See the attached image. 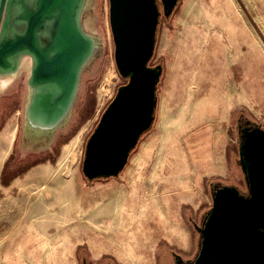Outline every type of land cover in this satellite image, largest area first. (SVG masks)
I'll use <instances>...</instances> for the list:
<instances>
[{
    "label": "rangeland",
    "instance_id": "1",
    "mask_svg": "<svg viewBox=\"0 0 264 264\" xmlns=\"http://www.w3.org/2000/svg\"><path fill=\"white\" fill-rule=\"evenodd\" d=\"M108 15V0H92L84 13V27L99 36L103 45L83 70L71 116L66 125L56 130L49 148L39 150L23 136L22 103L26 95L27 68L9 80L6 88L0 86V135L12 129V134L0 143V189L14 184L26 170L46 166L58 169L55 172L60 176L52 182L55 187L61 179L75 178L82 202L78 238L64 244L61 238L63 229H52L54 227L49 229L51 233L56 231L52 239L17 233L4 250V258L9 253L13 256L7 264H81L83 257L88 264H123L112 254L104 252L110 247V241L89 238L92 227L88 228L85 222L93 200L104 199L103 192L114 182L97 179L88 183L81 171L86 140L117 87L125 82L115 65ZM212 33H217L218 37ZM250 36H254L258 51L264 55V0H180L169 17H160L155 53L150 61L151 65H162L157 108L153 124L140 138L146 139L150 131L155 132L167 142L163 148L176 156L177 170L187 169L192 173L191 189H180L178 194L197 205L196 208L182 207V213L193 217L196 224H200L211 204L207 177L209 182L234 185L241 192L246 190L238 163L236 117L242 113L263 127L264 120L246 106L232 101L233 85L238 87L242 76L238 64H233V51L237 50L234 47L237 44H240L241 51H245ZM222 44L228 49L225 61L222 57L217 58V53L224 49ZM217 45L220 47L218 51ZM257 57L258 69L264 70V60L259 53ZM108 71L113 72L110 80L106 77ZM19 188L10 187L7 190L9 197L22 196L24 192H18ZM1 190L0 201H3L5 197ZM52 201L50 199V204ZM26 203H23L22 211L27 208ZM40 217L35 214L27 221L34 222ZM18 218L15 217L16 222ZM4 225L12 227L6 223L0 227ZM67 230L72 231V225H65L64 231ZM192 233L195 249L189 252L177 250L188 259L194 256L199 239L195 230ZM4 242V236H0V246ZM133 242L127 239L118 241L122 252L130 259L135 257ZM152 248L155 250L149 252V264L170 262L173 251L169 246L149 247ZM2 256L1 253L0 264L4 259Z\"/></svg>",
    "mask_w": 264,
    "mask_h": 264
},
{
    "label": "water",
    "instance_id": "2",
    "mask_svg": "<svg viewBox=\"0 0 264 264\" xmlns=\"http://www.w3.org/2000/svg\"><path fill=\"white\" fill-rule=\"evenodd\" d=\"M91 1L0 0V86L27 68L23 136L39 150L67 124L83 70L102 48L84 27ZM179 2L108 0L115 65L125 82L86 140L81 171L88 181L117 176L153 124L162 65L150 61L160 17ZM237 127L246 190L208 182L211 204L200 224L193 222L197 250L187 260L173 252L174 264H264V127L255 121Z\"/></svg>",
    "mask_w": 264,
    "mask_h": 264
},
{
    "label": "crops",
    "instance_id": "3",
    "mask_svg": "<svg viewBox=\"0 0 264 264\" xmlns=\"http://www.w3.org/2000/svg\"><path fill=\"white\" fill-rule=\"evenodd\" d=\"M212 35L218 37L217 33ZM245 44V51L240 50V44L234 46L237 50L233 51V64H238L242 76L238 87L237 84L233 85L232 101L246 106L264 120V70L258 69L256 59L258 53L263 60L264 55L258 51L254 36H250V41ZM222 48L224 49L217 53V58L222 57L225 61L228 49L224 44ZM219 49L217 45L216 50ZM154 133L150 131L146 139L143 137L139 140L117 176L97 178L114 184H110L103 192L104 199L96 201L95 198L94 204L86 212L88 220L85 222L88 228L92 227L89 238L110 241V247L105 248L104 252L112 254L123 264H149V252L155 250L149 249L151 246L162 244L169 246V250L176 248L174 251L181 249L184 252L196 247V241L195 246L192 241V232L195 230L193 217L183 214L182 207L196 208L197 205L178 194L180 189H191L192 173L187 169L177 170L176 156L163 148L167 142ZM158 148L160 151H157ZM57 170L46 166L32 167L16 179V184L7 189L2 186V190L0 189L5 197V200L0 201V225H12L11 228L6 225L0 227V236L5 238L0 246L2 259L5 248L17 233H30L37 239H52L56 236V231L51 233L49 229L54 227L52 229H63L61 238L64 244L67 240L78 238L82 214L81 191L75 178L61 179L60 184L55 187L52 182L60 176ZM39 181L42 183L38 184ZM208 182L207 177V185ZM10 187H20L18 192H24L21 193L23 195L9 197L7 190ZM49 196L53 200L51 204ZM23 203L27 205L25 211H22ZM35 214L41 217L28 222V217ZM18 216L20 218L16 222L15 217ZM65 225H72V231L65 232ZM126 239L134 241V259L127 258L128 254L123 253L118 245V241ZM12 257L9 253L2 264H7V260L10 261Z\"/></svg>",
    "mask_w": 264,
    "mask_h": 264
},
{
    "label": "flooded vegetation",
    "instance_id": "4",
    "mask_svg": "<svg viewBox=\"0 0 264 264\" xmlns=\"http://www.w3.org/2000/svg\"><path fill=\"white\" fill-rule=\"evenodd\" d=\"M14 96V95H13ZM253 123V121L251 119H248V117H246L244 114H239L237 117H236V131L238 129L237 125L239 124L241 127H244L246 125H251ZM174 253L176 254H180L182 256V258L184 260H187L188 258H185L180 252H177L176 250H172ZM171 255V260L168 264H174L175 263V259H174V255H172V253H170ZM83 260H85L86 263H88L86 261V259L83 257L81 259V264H83ZM105 264H109V263H105Z\"/></svg>",
    "mask_w": 264,
    "mask_h": 264
},
{
    "label": "bare ground",
    "instance_id": "5",
    "mask_svg": "<svg viewBox=\"0 0 264 264\" xmlns=\"http://www.w3.org/2000/svg\"><path fill=\"white\" fill-rule=\"evenodd\" d=\"M111 75H113L112 71H108L106 77L108 80L111 79ZM174 115V114H173ZM9 134H12V129L9 128L7 131H4L1 135H0V143H2L3 139L7 138L9 136Z\"/></svg>",
    "mask_w": 264,
    "mask_h": 264
},
{
    "label": "trees",
    "instance_id": "6",
    "mask_svg": "<svg viewBox=\"0 0 264 264\" xmlns=\"http://www.w3.org/2000/svg\"><path fill=\"white\" fill-rule=\"evenodd\" d=\"M263 127V126H262ZM210 181V180H209Z\"/></svg>",
    "mask_w": 264,
    "mask_h": 264
}]
</instances>
